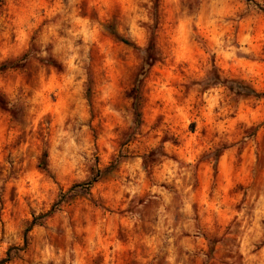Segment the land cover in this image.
Returning a JSON list of instances; mask_svg holds the SVG:
<instances>
[{"label":"rangeland","instance_id":"rangeland-1","mask_svg":"<svg viewBox=\"0 0 264 264\" xmlns=\"http://www.w3.org/2000/svg\"><path fill=\"white\" fill-rule=\"evenodd\" d=\"M3 260L264 264V0H0Z\"/></svg>","mask_w":264,"mask_h":264},{"label":"trees","instance_id":"trees-1","mask_svg":"<svg viewBox=\"0 0 264 264\" xmlns=\"http://www.w3.org/2000/svg\"><path fill=\"white\" fill-rule=\"evenodd\" d=\"M152 1H153V4H154V9L157 10L158 0H152ZM122 42L125 43V44H128V42L125 41V40L122 41ZM149 43H150L149 46H150L151 51H152V45H153V40H152V38H150ZM151 51H150V53H151ZM150 56H151V55L149 54L148 58H147V57H146V58L149 60ZM147 59H146V60H147ZM144 74H145V73H142L140 79L143 78ZM236 84H237V92H238V94H241V90L247 88V87H244V86L242 85V83H240V82H238V83L236 82ZM246 90H247V92L244 93V95H249V96H252V97H261V96H262L261 94H258V93H256L255 91H253L252 89L247 88ZM136 91H137V90H136ZM136 102H137V98H136ZM138 105H139V104L136 103V104L134 105V109H135L136 118L139 120L140 112H139V106H138ZM35 225H36V224H35V221H32L31 224H30V226H29V229L32 228V227H34ZM29 229H28V230H29ZM6 262H8V260H3V261L0 262V264H4V263H6Z\"/></svg>","mask_w":264,"mask_h":264}]
</instances>
